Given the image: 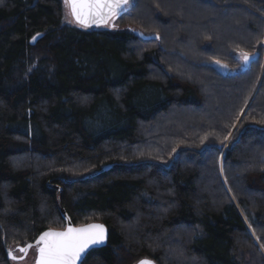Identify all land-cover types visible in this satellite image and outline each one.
Segmentation results:
<instances>
[{
    "label": "trees",
    "instance_id": "obj_1",
    "mask_svg": "<svg viewBox=\"0 0 264 264\" xmlns=\"http://www.w3.org/2000/svg\"><path fill=\"white\" fill-rule=\"evenodd\" d=\"M130 6L88 29L60 0L0 2V264L65 227L54 186L107 228L80 264H264V0ZM238 50L259 54L235 75L205 65Z\"/></svg>",
    "mask_w": 264,
    "mask_h": 264
},
{
    "label": "snow or ice",
    "instance_id": "obj_2",
    "mask_svg": "<svg viewBox=\"0 0 264 264\" xmlns=\"http://www.w3.org/2000/svg\"><path fill=\"white\" fill-rule=\"evenodd\" d=\"M128 2L129 0H64L69 10L68 14L76 24L82 27L108 24L111 19L121 13ZM39 35L38 33L37 36ZM37 36L32 38L33 41L37 39ZM241 57L244 62L250 58L247 52H242ZM105 240L104 227L98 224L75 228L69 226L63 231L49 229L37 238L36 264H77V261L82 260L90 248L104 244ZM21 251L25 249L22 248ZM12 258L17 259L15 256ZM138 264H152V261L142 259L138 261Z\"/></svg>",
    "mask_w": 264,
    "mask_h": 264
},
{
    "label": "water",
    "instance_id": "obj_3",
    "mask_svg": "<svg viewBox=\"0 0 264 264\" xmlns=\"http://www.w3.org/2000/svg\"><path fill=\"white\" fill-rule=\"evenodd\" d=\"M121 12H122V11H121ZM120 14H121V13H120ZM120 14H119V15H120ZM119 15H117L114 19H111V20L109 21L108 24H109L110 26H112L113 21H114ZM70 16H71V15H70ZM71 18H72V17H71ZM72 20H73V18H72ZM73 22H74V21H73ZM74 23H75V22H74ZM75 24H76V23H75ZM76 25L79 26V27H82V26H80V25H78V24H76ZM105 25H107V24H100V25H95V24H93V25H90L89 27H84V28H99V27H102V26H105ZM39 34H40V33H39ZM35 36H37V34H36ZM40 36H41V34H40L39 36H37V39H38ZM139 36H140L142 39H156V38L158 37L156 34H152V35H144V34H142V33H139ZM31 42H32V43L34 42L33 39H31ZM258 54H259L258 52H254V53L250 54V55H249V56H250L249 60H248L247 62H244V61H243V62H242V66L240 67V69L244 70L245 68H247V66L250 64V62H252L253 60H255V59L258 57ZM205 65L208 66V67H210V68H212V69H214V70H215L219 75H221V76H230V75H235V74L237 73V71L234 70V69H231L229 65L224 64V63H221V62L207 63V64H205ZM225 65H226V67H225ZM242 131H243V130H241L240 134L242 133ZM240 134H238L237 139L232 143V145H234V144L239 140V138H240ZM205 147H210V146H203L199 151H201V150H202L203 148H205ZM177 153H178V151L174 154L173 159L176 158ZM107 169H108V166H105V167L102 169V171L107 170ZM70 182H71V181H66L65 183H70ZM54 188L57 189V191H58V205H59L58 210H59V213H60V215H61V218H62L63 221L65 222V227H64L63 229H60V230H55V229H51V230H55V231H63V230H65V229H66L67 227H69V226L75 228V227H82V226H85V225H88V224H98V225H103V227H104V232H105V237H106L105 243L102 244V245H99V246H93V247L90 248L88 251H90L91 249L101 248V247L105 246L106 243H107V238H108V231H107L106 226H105L103 223H101V222H97V221H95V222H90V223L83 224V225H73V223L71 222V220H70L68 214L66 213V211H65V209H64V207L62 206V203H61V188L58 187V186H54ZM47 230H49V229H46V230L42 231L41 233H43V232H45V231H47ZM41 233H39V234L37 235V237H36L32 242H29V243H26V244H24V245H22V246H17V247H16V250H17L18 252H20V255H19V256H15L14 253H13V251H12L11 249H5V253H6V255H7V258H8L9 260H11V261H21V260H23V259L27 256V254H28V252L30 251V249L35 248V250H36V255H35V259H34V261H33L32 264H36V259H37V256H38V250H37V249H38V246H37V244H36V241H37V238L41 235ZM29 245H31V246L28 247ZM22 248L25 249V251H21ZM9 253H11V255H10ZM13 256L17 257V259H13V258H12ZM142 259H148V258H142ZM142 259H139L138 261H140V260H142ZM148 260L152 261V264H157V263H156L155 261H153L152 259H148ZM81 261H82V260H78V261H77V264H80ZM138 261H136L135 264H138Z\"/></svg>",
    "mask_w": 264,
    "mask_h": 264
},
{
    "label": "rangeland",
    "instance_id": "obj_4",
    "mask_svg": "<svg viewBox=\"0 0 264 264\" xmlns=\"http://www.w3.org/2000/svg\"><path fill=\"white\" fill-rule=\"evenodd\" d=\"M61 1V6H62V12H63V16H64V19L65 20H68V21H70L71 23H73V24H75L74 22H73V20H72V18H71V16H70V14H68L69 13V10L67 9V7L65 6V3H64V0H60ZM134 0H129V2H128V4L126 5V6H124L123 7V11H127L131 6L130 5H132V2H133ZM190 9H191V7H189ZM115 21L116 20H114L113 21V25L115 24V26H117L118 24H116L115 23ZM76 25V24H75ZM109 27V24H107V25H105V26H102V27H99L98 29H100V28H108ZM90 29H92V28H90ZM149 35H151V34H149ZM156 35H158V34H156ZM169 38H170V31L168 32L167 31V33H166V35H165V39L168 41L169 40ZM262 46H263V62H264V41H263V43L261 44ZM243 51H241V50H238V51H231L230 52V55L233 57V59L236 61V65H237V67L235 68V70H237V69H239V66L242 64V57H241V53H242ZM213 63V62H212ZM225 64V63H224ZM248 67V66H247ZM212 69V68H211ZM212 70H214V69H212ZM184 71H187V69H185L184 68ZM183 71V72H184ZM215 71V70H214ZM188 72H189V70H188ZM216 72V71H215ZM217 73V72H216ZM218 74V73H217ZM194 75V74H193ZM209 97H211V94H209ZM171 115H173V117H175L176 119H177V117H178V114H171ZM180 117V116H179ZM164 118L162 117V118H160L159 117V119H157V121H158V123L156 124V131H157V129H159V130H161L162 129V127H161V125H160V122L163 120ZM233 131V130H232ZM232 131H231V133H232ZM158 133V132H157ZM231 133L229 134V136L227 137V139H226V141H225V144L229 141V140H231L230 138H232V136H231ZM233 135V134H232ZM177 152V151H176ZM175 152V153H176ZM174 153V154H175ZM178 153H179V150H178ZM178 153H177V155H178ZM26 160V159H25ZM223 171H222V168H220V174H221V177H223V173H222ZM256 243H257V246H258V248H259V250L261 251V252H263L262 251V248H261V246H260V244L258 243V239L256 238ZM16 246H18V245H11L10 246V249L11 250H15V247ZM168 248V247H167ZM166 249V248H165ZM168 255L169 257H171V258H175V260H177V261H181V262H185L186 260L183 258V254H177V255H175V253L174 252H171L170 253V251L169 250H165V255ZM14 255L15 256H19L20 255V253L18 252V251H14ZM35 255H36V250H35V248H32V249H30V251H29V253L27 254V256L25 257V259H23V260H21V261H14V262H11V264H32L33 263V261H34V259H35ZM170 255H172V256H170ZM166 257V256H165ZM123 262H124V259H123V257L122 258H118V260H117V264H123Z\"/></svg>",
    "mask_w": 264,
    "mask_h": 264
},
{
    "label": "bare ground",
    "instance_id": "obj_5",
    "mask_svg": "<svg viewBox=\"0 0 264 264\" xmlns=\"http://www.w3.org/2000/svg\"><path fill=\"white\" fill-rule=\"evenodd\" d=\"M61 216V215H60Z\"/></svg>",
    "mask_w": 264,
    "mask_h": 264
}]
</instances>
